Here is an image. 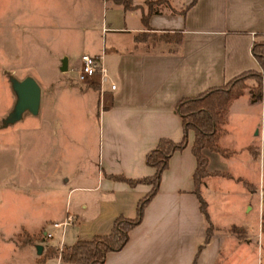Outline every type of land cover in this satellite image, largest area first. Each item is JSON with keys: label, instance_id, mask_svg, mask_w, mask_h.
Returning a JSON list of instances; mask_svg holds the SVG:
<instances>
[{"label": "crops", "instance_id": "1", "mask_svg": "<svg viewBox=\"0 0 264 264\" xmlns=\"http://www.w3.org/2000/svg\"><path fill=\"white\" fill-rule=\"evenodd\" d=\"M67 1L78 7L73 26L75 42L91 50L84 49L71 56L67 46L51 48L48 57L53 67L55 63L61 73L69 72L70 62L79 63L82 53L100 55L116 88L112 90L106 84L101 90L93 81L86 82L89 87L84 91L74 90L79 94L88 90L95 93L99 137L96 160L94 163L90 160L89 168L88 164L83 166L80 158L73 185L67 192L76 195L68 198L52 216H40L34 206L32 212L19 215L16 203L4 204L5 214L0 215V264H17L8 259L24 248L17 243L19 228L33 236L48 220H62L70 213L75 219L65 227L66 248L78 239L108 232L119 214L134 217L139 198L151 185L140 182L131 186L107 174H123L129 178L151 175L155 169L146 164V153L161 137L173 141L182 138V119L175 110L181 97L221 85L245 70L260 69L251 46L264 38V0H165L166 5L153 7L155 11L146 22L142 18L148 12L147 0H132V8H124L112 0ZM52 26L49 22L47 28L52 29ZM58 40L49 37L47 47L58 44ZM53 73L55 77L61 75L54 69ZM52 88L48 107L57 92L70 89L52 84L51 80L48 94ZM252 104L247 93L231 103L226 130L219 142L228 132L227 125L235 108L242 106L249 110ZM193 138V131H189L187 145L172 153L162 172L158 191L145 206L141 222L129 231L125 245L109 251L102 264H216L227 236L213 232L204 243L206 224L194 191L193 173L197 162L191 149ZM252 141H247L242 148L247 151ZM221 146L233 153L225 157L204 149L207 169L226 171L229 176H217L231 179L234 176L224 164L237 150L231 145L221 143ZM207 183L204 178L200 193L207 202L211 221L217 225L210 206L212 198L220 193ZM13 186L16 191L17 183ZM247 192L251 196V192ZM4 202L0 198V207ZM55 236L57 243L49 241L48 244H59V229L55 230ZM2 253L6 257L1 259ZM39 264L71 263L50 256Z\"/></svg>", "mask_w": 264, "mask_h": 264}, {"label": "rangeland", "instance_id": "2", "mask_svg": "<svg viewBox=\"0 0 264 264\" xmlns=\"http://www.w3.org/2000/svg\"><path fill=\"white\" fill-rule=\"evenodd\" d=\"M149 2L153 7L166 5L165 0H147V6ZM77 17L78 7L71 6L67 0H0V198L5 201L0 207V215L5 214L4 204L10 202L16 203L19 215L32 212L34 206L35 212L39 209L40 216H52L68 198L76 195L67 192L73 185L80 158L83 166L88 164L89 168L96 160L99 137L95 93L74 91L89 87L76 77L79 63L72 64L71 61L70 71L61 73L48 57L49 51L64 46L69 47L71 56L84 49L91 50L75 42L76 28L73 26ZM49 22L53 24L52 29L47 28ZM51 36L58 38L59 43L47 47V39ZM260 40L264 38L257 41ZM53 69L61 75L55 77ZM29 75L40 86L35 110L21 99L14 87ZM51 80L52 84L73 90L57 92L48 107V96L53 95L54 90L49 89L48 94ZM245 82L244 93L249 94L250 100L256 81L251 77ZM20 100L23 101L21 105ZM250 102L254 104L249 110L242 106L235 108L227 125L228 132L220 141L237 150L236 155L224 164L234 177L220 178L217 175L227 172L208 170L210 176L205 175L199 184L200 190L206 178L208 186L216 187L215 191L220 193L212 198L210 206L217 225L211 223L213 232L224 233L227 239L216 264H264V96L260 101ZM15 105H19L16 120L12 114ZM225 123L221 135L226 130ZM250 139L253 141L247 151L251 159L242 148ZM14 182L18 187L16 191ZM52 221L55 220H48L33 236L19 228L17 243L24 248L8 260L17 264L36 262L44 250L38 253L37 244L57 243V236L51 239L42 236L43 228ZM52 246L57 248L59 257L58 245ZM44 252L46 256L48 250ZM1 255V259L6 257L5 253Z\"/></svg>", "mask_w": 264, "mask_h": 264}, {"label": "trees", "instance_id": "3", "mask_svg": "<svg viewBox=\"0 0 264 264\" xmlns=\"http://www.w3.org/2000/svg\"><path fill=\"white\" fill-rule=\"evenodd\" d=\"M112 1L122 4L124 8L133 7L132 0ZM154 11L153 4L149 2L148 12L143 16V21L146 22L149 14ZM251 52L259 64V70H245L221 85L211 86L196 95L184 96L177 101L175 110L182 119V138L179 141H173L170 138L161 137L157 144L146 153V164L155 169L151 175L129 178L123 174H107L110 178L125 181L131 186L141 182L150 184L151 188L139 198L134 217L117 215L108 232L94 234L90 238L78 239L66 247V250L60 251L59 257L62 261L71 264H102L109 251L119 250L125 245L129 239V231L141 222L145 206L158 191L162 172L167 168L170 156L174 151L182 150L187 145L189 131L194 133L191 149L197 162L193 173L194 191L198 196L199 206L206 224L204 243L208 242L213 233V226L207 212V202L199 190L201 178L210 174L207 169L208 157L204 149L216 151L225 157L232 153L228 148L219 144V138L223 132L222 125L227 119L229 106L244 93L247 78L252 77L256 81V86L252 87L253 92L250 93V100L252 102L260 101L264 96V40L254 41ZM222 173L229 176V173ZM43 249L36 264L45 261L50 256L58 255L57 248L52 245L43 246ZM45 249L48 250L46 256L44 255Z\"/></svg>", "mask_w": 264, "mask_h": 264}, {"label": "built area", "instance_id": "4", "mask_svg": "<svg viewBox=\"0 0 264 264\" xmlns=\"http://www.w3.org/2000/svg\"><path fill=\"white\" fill-rule=\"evenodd\" d=\"M76 77L81 82H97L101 90H103L106 84H108L112 90L116 88V83L112 80L109 69L100 55L87 52L82 53L80 55ZM74 219V215L69 213L66 214L62 220L50 222L47 227L43 228L42 236L51 239L55 236V230L59 229L61 231V237L59 239L58 248L62 251L65 248L63 243L65 227L71 224Z\"/></svg>", "mask_w": 264, "mask_h": 264}, {"label": "water", "instance_id": "5", "mask_svg": "<svg viewBox=\"0 0 264 264\" xmlns=\"http://www.w3.org/2000/svg\"><path fill=\"white\" fill-rule=\"evenodd\" d=\"M65 64H66V59L63 60V66H62L63 69L65 68ZM14 87L18 90V92L22 96L21 99L26 100L30 104L31 108L35 110L38 106L39 98H40V86L37 83V81L33 77L28 76L21 82V84L19 85L14 84ZM22 102L23 101L20 100L19 104L21 105ZM17 107L19 108V105L18 106L15 105L14 109L12 110V114L14 115L15 120L18 117ZM36 248H37V252L41 253L43 246L41 244H37Z\"/></svg>", "mask_w": 264, "mask_h": 264}]
</instances>
